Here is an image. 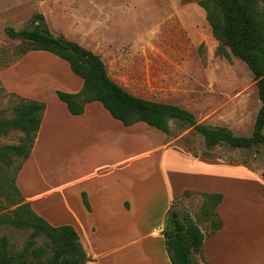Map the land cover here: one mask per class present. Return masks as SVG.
<instances>
[{"label":"rangeland","instance_id":"rangeland-1","mask_svg":"<svg viewBox=\"0 0 264 264\" xmlns=\"http://www.w3.org/2000/svg\"><path fill=\"white\" fill-rule=\"evenodd\" d=\"M260 1L264 6V0ZM38 14L44 16V25L54 36H64L101 56L109 76L129 93L187 109L205 126L224 127L237 136L252 135L261 107L256 81L248 66L214 37L207 12L201 7L200 0H0V74L17 63L23 53L32 47L29 42L10 38L8 29L19 31L32 28ZM41 54L42 57L32 58L35 68L42 67L49 59L50 68L62 74L60 76L64 85L70 83L68 74L83 82L71 73L67 62L50 53ZM15 73L6 77L10 85L17 87L26 76ZM49 95L56 97L52 92L46 93L45 97ZM18 97L19 95L6 90L0 78L1 117L15 116L13 110L19 102ZM109 122L117 129V123ZM170 126L171 133L164 135L145 123H139L132 127L134 133H130L129 145L134 139L137 154L139 147H151L141 139L151 137L153 140L155 137L151 133H156L160 134L159 139L165 136L168 144L177 147L183 155L190 158L245 165L264 174V145L250 149H233L228 145H220L208 151L204 138L193 128L174 121L170 122ZM22 136L19 131L0 135V146L17 145ZM118 137L120 140L125 139L123 134ZM159 141L157 139V145ZM65 148L64 143L59 147L54 146L49 157L47 152L50 149L46 152V146L37 169L34 165L30 172L29 184L31 175L34 174L38 190L48 189V183L53 186L61 185L67 175ZM69 148H73L72 142ZM177 148L169 149L166 155L167 189L175 182L169 176L171 171L176 170L178 175L185 174V166ZM156 156L152 157V162ZM17 168L18 163L10 169L0 165V182L5 177L15 176ZM40 168L45 178H41L43 174ZM140 168V162L134 165V170ZM49 174L53 175L48 178ZM147 174L152 176L151 192L146 201L150 208L148 211L138 209L135 218L145 220V227L153 226L156 220L163 218L168 203L164 182L157 175L153 164ZM218 176L215 175L217 178ZM233 176L230 175L229 179L223 177V184L219 183L224 189L231 191V196L236 190L237 181ZM238 182L242 187V180ZM204 202L202 193L192 191L187 197L182 195L177 198L169 212L175 209L183 215H189L203 233L208 235L212 227L211 221H207L202 213ZM15 208L0 192V215ZM228 220H234L236 229H242V214L237 217L228 216ZM30 234L31 231H21L14 227L0 228V237L8 236L13 252L24 249ZM237 235L238 231L234 230L232 236L235 238ZM41 242L40 239L39 243L42 244ZM222 256L219 252L216 254L220 262L223 261ZM205 259V256L195 255L194 264H208Z\"/></svg>","mask_w":264,"mask_h":264},{"label":"crops","instance_id":"crops-1","mask_svg":"<svg viewBox=\"0 0 264 264\" xmlns=\"http://www.w3.org/2000/svg\"><path fill=\"white\" fill-rule=\"evenodd\" d=\"M42 52L46 51H29L0 74L8 92L46 104L30 158L18 173L17 186L24 201L30 203L32 209L52 226L70 225L75 228L89 258L87 264H172L166 248L164 229L171 205L186 190L223 194V201L217 208L223 226L203 243V255L208 264H264L262 173L245 165L190 158L177 147L168 144L165 136L159 139L160 134L156 133H151L155 137L153 140L151 137L141 139L151 147H139L136 154L135 140L132 139L129 145L128 139L130 133H134L132 127L137 124L124 126L112 118L100 102L87 104L83 115L73 116L69 113L56 92L59 90L77 94L82 90L84 81L68 74L70 83L64 85L60 76L62 74L50 68L49 59H45L46 64L42 67L35 68L32 58L42 57ZM15 72L26 76L17 87L10 85L6 77ZM48 92L56 97H45ZM109 121L117 123V129ZM119 134H123L125 139L120 140ZM157 139L160 140L158 145ZM120 141L123 145L119 144ZM71 142L72 149L69 148ZM61 143L66 147V179L61 185L48 183V189L38 190L34 174L29 184L30 172L34 165L37 169L46 146V152L50 149L47 152L50 157L54 146L59 147ZM173 148L179 150L185 174L178 175L176 170L171 171L169 176L175 182L167 189L166 155ZM153 156L157 157L154 162ZM139 162L141 168L134 170V165ZM151 164L164 182L168 203L163 218L156 220L153 226L145 227V220L135 218L138 209L148 211L150 208L146 201L151 192L152 176L147 174ZM42 174L41 178H45V174ZM52 175L49 174L48 178ZM215 175H219L218 178ZM230 175H234L232 178L237 180L232 196L231 191L221 185L222 178L229 179ZM239 180H242V187ZM83 194L87 196L89 210L84 205ZM241 214L242 229L238 227L239 221L236 229V219L229 221L228 216L237 217ZM159 230L162 233L156 234ZM234 230L238 231L235 238L232 236ZM220 242L221 245H218ZM218 252L223 254L222 262L216 257Z\"/></svg>","mask_w":264,"mask_h":264},{"label":"trees","instance_id":"trees-1","mask_svg":"<svg viewBox=\"0 0 264 264\" xmlns=\"http://www.w3.org/2000/svg\"><path fill=\"white\" fill-rule=\"evenodd\" d=\"M200 5L207 12L214 37L248 66L256 81L261 107L251 136H237L224 127L205 126L187 109L129 93L109 76L101 56L64 36H54L45 27L42 14L36 16L32 28L19 31L8 29L7 34L12 39L32 45L22 56L32 50L53 53L67 61L72 72L83 79V88L77 94L56 92L73 116L83 115L87 104L100 102L114 119L126 127L145 123L170 134V122L174 121L193 128L204 138L208 151L220 145L233 149L264 145V6L260 0H200ZM18 100L13 118L0 116V135L11 131L23 134L19 144L0 146V165L10 169L18 163L16 175L5 177L0 182V192L10 205L16 206L14 210L0 215V228L14 227L31 231V234L20 252H13L8 236H1L0 264H87L89 258L75 228L70 225L52 226L32 209L30 203L24 201L17 186L18 173L30 158L46 110L43 102L20 96ZM191 193L186 190L183 196ZM202 195L205 198L202 213L207 221H211L212 227L208 235L189 215L175 209L168 213L164 237L172 264H194L195 255L203 257L205 239L223 226L217 211L223 194ZM83 202L89 210L86 194H83ZM40 239L42 244L39 243Z\"/></svg>","mask_w":264,"mask_h":264},{"label":"built area","instance_id":"built-area-1","mask_svg":"<svg viewBox=\"0 0 264 264\" xmlns=\"http://www.w3.org/2000/svg\"><path fill=\"white\" fill-rule=\"evenodd\" d=\"M160 233H162V230H159V231L156 232V234H160Z\"/></svg>","mask_w":264,"mask_h":264}]
</instances>
